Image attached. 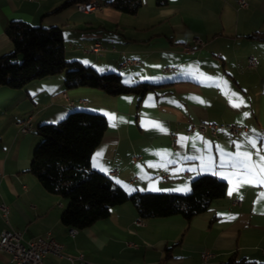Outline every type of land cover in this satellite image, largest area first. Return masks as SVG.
Instances as JSON below:
<instances>
[{"label": "crops", "instance_id": "0c3cea01", "mask_svg": "<svg viewBox=\"0 0 264 264\" xmlns=\"http://www.w3.org/2000/svg\"><path fill=\"white\" fill-rule=\"evenodd\" d=\"M66 1L0 0V55L13 49L6 34L11 21L58 26L69 59L117 72L127 85H160L142 97L67 90L64 74L22 88L0 85V203L9 207L7 220L0 212V230H20L24 242L51 232L64 244L63 257L48 255L47 264H78L69 258L80 254L89 264H264V184L245 182L264 157V0L242 8L238 0H143L136 14L109 7V0H89L99 6L90 12L79 9L83 0L59 9ZM95 41L103 50L87 53ZM253 57L259 63L250 66ZM126 61L138 63L123 67ZM80 109L107 117L92 166L128 193H187L195 178L213 174L227 182L225 197L189 222L180 215L142 219L125 202L70 235L61 221L68 200L45 190L30 167L38 127ZM29 117L33 129L22 132ZM189 120L245 131L188 132ZM205 250L214 257L202 259ZM0 264L13 262L0 252Z\"/></svg>", "mask_w": 264, "mask_h": 264}, {"label": "trees", "instance_id": "16d2710c", "mask_svg": "<svg viewBox=\"0 0 264 264\" xmlns=\"http://www.w3.org/2000/svg\"><path fill=\"white\" fill-rule=\"evenodd\" d=\"M76 1L80 0L66 1L59 9ZM156 2L164 5L167 0ZM106 4L136 14L143 0H109ZM6 34L13 49L0 55V85L22 88L33 80L64 74L67 90L90 87L110 95L134 93L140 97L160 85L151 82L127 85L117 72H100L69 59L63 29L58 26L14 20L7 26ZM107 128L105 115L86 109L74 110L61 121L38 127L41 141L33 153L30 169L45 190L68 200L61 213L64 225L77 229L89 227L108 218L114 206L125 202H130L142 219L180 215L189 222L225 197L227 182L213 174L195 178L187 193H128L112 177L92 166L93 153ZM222 264L250 263L230 259Z\"/></svg>", "mask_w": 264, "mask_h": 264}, {"label": "built area", "instance_id": "2783aa9c", "mask_svg": "<svg viewBox=\"0 0 264 264\" xmlns=\"http://www.w3.org/2000/svg\"><path fill=\"white\" fill-rule=\"evenodd\" d=\"M239 7H246L248 5V0H238ZM99 7L94 1L85 2L79 5V9L83 12H90ZM200 43H202L199 40ZM103 50V45L100 41H95L89 45L85 51L87 53H99ZM186 50H192L191 47H187ZM131 63H138L137 61H126L122 64L123 67L128 66ZM259 63L258 59L253 57L249 60L250 66H255ZM173 70L172 67H165L164 71ZM71 104L73 102L70 101ZM22 132H29L33 129L32 119L29 117L21 122L20 127ZM226 129L234 135H240L245 128L226 123H216V122H199L195 123L189 120L188 122V132L200 131V132H210L212 136H217L218 130ZM175 144V140L172 141ZM136 159V157H134ZM0 212L8 219L9 207L0 203ZM78 229L74 228V231H69L70 235H75ZM64 244L55 239L51 232H46L41 234L28 242L23 241V234L20 230L16 229H1L0 230V252H5L9 255L13 264H47L45 259L48 255H53L56 257H63L62 250ZM214 253L211 251L201 252V258L207 260L214 257ZM73 263L78 260V264H89L88 261L84 259L83 254H80L77 258H69Z\"/></svg>", "mask_w": 264, "mask_h": 264}, {"label": "snow or ice", "instance_id": "6c2138e0", "mask_svg": "<svg viewBox=\"0 0 264 264\" xmlns=\"http://www.w3.org/2000/svg\"><path fill=\"white\" fill-rule=\"evenodd\" d=\"M240 103H243L241 100ZM239 106V104L235 105ZM245 116L248 115V113L244 114ZM254 143V142H253ZM99 155V153L97 154ZM240 155L243 157L244 161L247 162L248 160L251 159V153H240ZM260 161L262 162L259 166V169L256 171H251L249 172V175L251 176V179L245 180V182H253L255 181L258 184H264V157H260ZM245 167H248L247 163H245ZM256 165H252L251 169H255ZM178 190H183V189H178Z\"/></svg>", "mask_w": 264, "mask_h": 264}, {"label": "bare ground", "instance_id": "6f19581e", "mask_svg": "<svg viewBox=\"0 0 264 264\" xmlns=\"http://www.w3.org/2000/svg\"><path fill=\"white\" fill-rule=\"evenodd\" d=\"M69 231H74V227H70L69 228Z\"/></svg>", "mask_w": 264, "mask_h": 264}, {"label": "rangeland", "instance_id": "374dc122", "mask_svg": "<svg viewBox=\"0 0 264 264\" xmlns=\"http://www.w3.org/2000/svg\"><path fill=\"white\" fill-rule=\"evenodd\" d=\"M21 60H22V57H21Z\"/></svg>", "mask_w": 264, "mask_h": 264}]
</instances>
